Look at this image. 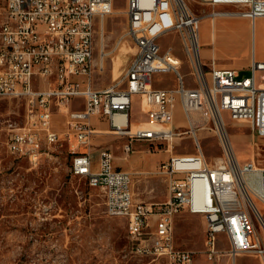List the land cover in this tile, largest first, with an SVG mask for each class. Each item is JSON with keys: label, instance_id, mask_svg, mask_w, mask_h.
<instances>
[{"label": "built area", "instance_id": "built-area-1", "mask_svg": "<svg viewBox=\"0 0 264 264\" xmlns=\"http://www.w3.org/2000/svg\"><path fill=\"white\" fill-rule=\"evenodd\" d=\"M192 1L236 6L238 10L229 16L251 21L264 17V0ZM112 11L113 0H4L0 99L15 98L25 106L21 121L5 120L7 151L36 165L41 159L56 158L63 142L73 139L70 173L102 190L108 216L127 219L128 240L136 253L164 257L167 264H193L194 252L178 247L174 240V219L188 208L204 217L208 259L220 254L222 234L231 259L252 253L264 264V237L252 214L255 211L254 217L262 219L252 198L264 206V167L239 162L223 116L226 112L264 137V59L253 57L249 75L243 78L239 70L217 67L213 60L206 72L199 51L201 17L186 0H127V31L136 52L119 80L96 88L92 81L95 24ZM171 31L179 34L193 86L187 85L182 61L173 48L160 46V36ZM162 74H173L175 84L155 87V77ZM134 97L139 98L146 121H130ZM75 98L83 99L82 109H72ZM177 103L185 126L174 124ZM54 112L65 115L62 132L52 126ZM93 117L106 119L108 129L95 127ZM201 130L214 133L221 146V156L213 162L203 152ZM105 132L127 137L122 148L125 156L134 142L172 151L173 140L185 136L193 139L196 154L171 152L159 165L157 173L166 181L165 200L136 201L133 173L114 165L112 150L100 146L94 156L92 139Z\"/></svg>", "mask_w": 264, "mask_h": 264}, {"label": "rangeland", "instance_id": "rangeland-1", "mask_svg": "<svg viewBox=\"0 0 264 264\" xmlns=\"http://www.w3.org/2000/svg\"><path fill=\"white\" fill-rule=\"evenodd\" d=\"M186 3L193 13L201 17L199 51L206 72L212 55L217 65L238 66L241 63L240 59L236 61L233 58L232 51H236L240 45L237 35L243 28H246L256 56L264 54V18L251 21L235 16H213V12H234L238 8L192 0H186ZM3 4L4 0H0V11ZM125 10L126 0H113L112 13L96 20L92 75L96 88L111 86L119 80L136 52L134 41L127 31ZM158 41L162 49L169 46L173 48L182 61L181 71L188 81L187 85L193 86V77L179 34L176 31L166 32ZM237 69L240 70L241 78L249 75V66H238ZM162 78L164 80L165 77ZM163 80L157 75L154 85L161 87L175 84L172 78L169 81L165 79L164 83ZM175 110L179 113L175 125L185 126L178 103ZM24 113V102L15 98L0 99V264H167L164 257L136 253L128 240L127 219L108 216L102 190L90 186L85 177L70 173L69 148L74 144L73 139L63 142L56 158L41 159L36 165L7 151L5 120L21 121ZM223 116L225 133L239 162L252 161L264 167V137L254 134L247 123L230 119L226 112H223ZM65 119L64 114L54 113L53 126L59 132L66 129ZM98 120L101 129H108L106 119L100 117ZM146 120V114L140 111L137 103H133L130 121ZM200 134L203 151L213 162L222 153L219 141L210 131L201 130ZM125 142L126 136L105 132L94 137L90 147L94 152L98 147L106 146L114 155H118V150L122 151ZM142 143L145 148L151 147L146 142ZM172 145V151L166 152H154L152 148L151 155L160 152L168 156L171 152L173 155H191L196 152L193 140L188 136L174 139ZM133 146L136 147L135 142ZM130 172L133 173L134 199L142 198L145 203L165 200L166 181L163 175L154 170ZM252 200L264 219V206L256 198ZM252 214L264 237V224L259 217H254L255 211ZM199 219L200 214H192L190 218L193 223ZM204 232V223L195 227L186 223L177 226L175 223L177 246L194 252L193 264H258V257L252 253L239 254L233 262L225 236L220 243V254L208 259L204 253ZM187 235H191L188 238L191 244L178 243L179 237Z\"/></svg>", "mask_w": 264, "mask_h": 264}, {"label": "crops", "instance_id": "crops-1", "mask_svg": "<svg viewBox=\"0 0 264 264\" xmlns=\"http://www.w3.org/2000/svg\"><path fill=\"white\" fill-rule=\"evenodd\" d=\"M126 6H127V0H126ZM220 16H227V15H220ZM260 18H264V17H260ZM242 19L245 20L246 18H242ZM211 23L214 26V22L212 21ZM230 30H231V32L234 31V30L232 31V29H230ZM237 37L239 38L240 45H239L238 49H236V51L235 50L232 51V56H233V58L236 61H237V59H240L241 63L238 66H240L242 68L243 67H248L250 65L251 60L253 59V57L256 60H263L264 59V54L259 56V57L256 56V50L253 48L251 41L249 42L246 28H243L242 32L239 35H237ZM213 39L214 38H212V40ZM204 56H207V54L204 53ZM211 60L214 61V56L213 55L210 58V62H211ZM214 64H215V66L222 67V68H233V69H237L238 68V66H235L234 64L217 65L215 61H214ZM160 77H161L162 80H163L162 77H165L164 80L166 79V80L169 81V79L172 78L175 81L173 74H162V75H160ZM164 80H163V83H164ZM153 85H154V82H153ZM155 87H157V86H155ZM161 87L168 88V87H172V86L171 85H166V86H161ZM133 103L134 104L137 103L138 106H139V98L138 97H134ZM82 107H83V99L82 98H75V99L72 100V109H82ZM139 109H140V106H139ZM54 113L52 115V120H53ZM178 114L179 113H176V110H175V112H174V124H175V122H177L179 120V119H177V115ZM95 118L96 119H92L91 122H92V124L95 127L100 128L99 127L100 125L98 123L99 122L98 119L100 117H95ZM52 126H53V122H52ZM177 126H181V125H177ZM53 128L55 130L59 131L54 126H53ZM188 137H190V136H188ZM201 137H202V135L199 132L200 140H201ZM135 145H136V147L134 148V146H132L133 150L127 156H125L123 150L122 151L118 150V152H117L118 155H114V165L116 167H119L120 169L128 171V172H130L132 170H135V172H140V173H142V172L144 173V172H147V171H153V170L157 172L158 168H159V165L161 163L166 162L168 160V158H169L168 155L163 154L162 152H160L158 154H152L151 155L152 148H153L154 152L155 151H164V152H166L167 150H165L164 146H162V145L160 147H156V146H154V144H149V146H151V147L145 148V147H143L144 144L141 141L135 142ZM122 148H123V146H122ZM97 154H98V149H96L94 151L95 158L97 157ZM195 154H196V152H195ZM195 154H191V155H195ZM178 156H183V155H178ZM207 160H208V162H211L210 159L207 158ZM166 196H167V189H166ZM135 200L136 201H142V198H138V199L136 198ZM192 214H199V213H193L188 208H184L183 210H181V212L174 219V227H175V223H176L177 226H181V225L186 223V224H192V226H194V227L197 226V225H200V224L202 225L203 223L205 224V220H203V217H202L203 215L202 214H200V219L196 223L191 222L190 218H191ZM190 236L187 235L186 237H179L178 238L179 239L178 243H180L181 245L182 244H186V245L187 244H191V242H189V239H188ZM223 236L224 235H222V234L219 236V242H218L219 250H221L220 243H221V240H222ZM204 237H205V232H204ZM174 240H175V244L178 245L177 242H176V239H175V234H174ZM236 257L234 259H232L233 262L235 261ZM257 262L259 264V260Z\"/></svg>", "mask_w": 264, "mask_h": 264}, {"label": "bare ground", "instance_id": "bare-ground-1", "mask_svg": "<svg viewBox=\"0 0 264 264\" xmlns=\"http://www.w3.org/2000/svg\"><path fill=\"white\" fill-rule=\"evenodd\" d=\"M213 13H215V12H213ZM229 12H223V13H220V14H217V15H227V16H229V14H228ZM102 60V59H101ZM261 218V217H260ZM264 219L262 218L261 219V221H262V223L264 224V221H263Z\"/></svg>", "mask_w": 264, "mask_h": 264}]
</instances>
